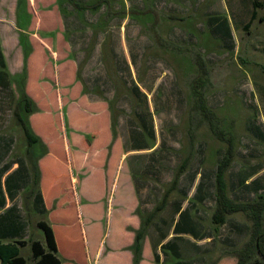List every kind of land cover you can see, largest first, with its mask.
Listing matches in <instances>:
<instances>
[{
	"label": "rangeland",
	"instance_id": "obj_1",
	"mask_svg": "<svg viewBox=\"0 0 264 264\" xmlns=\"http://www.w3.org/2000/svg\"><path fill=\"white\" fill-rule=\"evenodd\" d=\"M252 2L255 16L249 20ZM5 3L0 9V18H4L0 21V41L8 60L15 56L21 61L22 52L29 50L28 41L31 53L40 47L46 74L64 65L65 71L72 69L83 95L106 104L112 133L125 140L130 137L132 147H136V132L144 136L145 145H152L146 132L150 126L152 138L168 142L170 180L198 171L192 192L200 193L203 182H214L216 166L229 151L231 157L224 172L226 196L235 202H250L258 196L264 201V0ZM32 22L36 30L28 32L26 23ZM41 39L50 44L48 49ZM56 88L52 86V90ZM81 112L98 115L82 107L51 112L53 131L61 134L55 119L62 116L66 121L68 114ZM7 115L5 131L12 126L13 111ZM87 115L83 117L87 119ZM131 162H136V157L126 161ZM244 179L245 184L241 183ZM173 195L178 196L173 200L181 198ZM227 217L249 228L243 214ZM208 218L207 212L205 225L212 236L213 251L206 255V264H214L229 250L239 248L248 234L231 245L227 226H213ZM33 229L29 239L43 242L41 232ZM162 239L158 250L162 248L160 254L170 257L168 240L162 244ZM98 242L94 235V248ZM19 255L25 264H31L28 245L19 249ZM245 264H264V255Z\"/></svg>",
	"mask_w": 264,
	"mask_h": 264
},
{
	"label": "crops",
	"instance_id": "obj_2",
	"mask_svg": "<svg viewBox=\"0 0 264 264\" xmlns=\"http://www.w3.org/2000/svg\"><path fill=\"white\" fill-rule=\"evenodd\" d=\"M5 4L0 0V9ZM24 5L28 14L27 1ZM25 30L34 31L36 26L26 23ZM41 40L48 49L50 44ZM1 47L0 41V243L23 240L24 247L29 246V242L38 241L29 239L32 227L37 229L36 223L44 221L52 230L61 264H131L128 247L142 220L150 216L138 264H206V255L213 251L205 221L207 212L210 221L214 205V182L209 179L203 182L202 192H192L199 176L195 171L172 187L168 142L152 138L150 126L146 131L153 142L150 146L143 143L140 132L133 136L136 147H132L130 137L125 140L114 135L112 139L106 104L82 95L74 71H65L67 66L46 74L40 47L34 48L26 60L24 91L38 111L28 121L39 140L26 152L25 138L15 130L13 117L10 130L5 131L4 125L7 113L17 103L13 75L20 73L22 58L8 60ZM53 85L57 86L55 90ZM67 107H82L98 115L68 114L66 121L60 116L54 120L61 131L58 135L52 129L51 112L65 111ZM131 156L136 157V162L126 163ZM134 175L141 179L136 180ZM173 193L181 198L173 200L178 198ZM163 198L161 209L154 211ZM227 219L223 225L227 226V239L234 245L248 234L249 228ZM94 235L99 239L95 248ZM163 237L162 244L168 240L166 251L170 257L160 254L162 248L158 250ZM30 262L33 264L32 259ZM235 263V258L226 255L214 264Z\"/></svg>",
	"mask_w": 264,
	"mask_h": 264
},
{
	"label": "trees",
	"instance_id": "obj_3",
	"mask_svg": "<svg viewBox=\"0 0 264 264\" xmlns=\"http://www.w3.org/2000/svg\"><path fill=\"white\" fill-rule=\"evenodd\" d=\"M96 4L93 6L95 7ZM76 7L80 10H83L81 9L82 7L80 5L76 4ZM254 7L255 4L252 2V11L250 13L249 20L253 19L255 16ZM87 8L89 9L92 7L87 6ZM26 43L29 50L27 52H22L21 71L19 74L13 75L15 92L18 96L15 109L13 110V119L15 120V124L21 129V132L25 138V145L27 147L26 152H29L28 148L30 145L39 140L38 137L34 135L28 121V117L38 111L34 102L25 94L24 91V82L27 75L26 60L31 53L28 41ZM132 89L138 90V87L136 85H132ZM80 93L83 95V92L80 91ZM201 109L203 113V110L205 111V109L203 107ZM206 115L207 114H203L204 117ZM111 136L112 138L114 137L112 131ZM46 152L47 149L45 148V153ZM230 155L231 153L228 151L216 166L214 175V207L210 214V222L213 226H220L224 224L227 216L231 214L241 213L244 215L246 221L249 222L248 238L241 244L239 248H233L229 250L227 255L236 259L235 264H245L248 261H251L257 257H263L264 255V228L262 227L264 201L260 198V196H258L256 200L250 202H235L226 196L227 183L224 181V172L228 166L231 157ZM33 166L36 170V162L33 164ZM183 168L184 165H182L181 170H183ZM36 179H38V171ZM176 181L177 176L173 177L171 182L172 187L175 185ZM246 181L247 180L244 179L241 181V183L245 184ZM247 185L243 186L247 187ZM164 198L162 199L161 204L157 206L154 211L161 209L165 201ZM149 219L150 216H147L144 220H142L140 227L134 232L132 244L128 247V250L132 255L131 264H138L140 261V250L144 236V228L147 225ZM36 228L42 234L43 244H41L39 241L29 242L33 264H61V260L58 257L56 251L50 226L44 221H39L36 223ZM25 243L26 242L23 240L7 244L0 243V264H24L25 260L19 255V249L24 247ZM153 259L154 262L157 263V256L155 253H153Z\"/></svg>",
	"mask_w": 264,
	"mask_h": 264
}]
</instances>
